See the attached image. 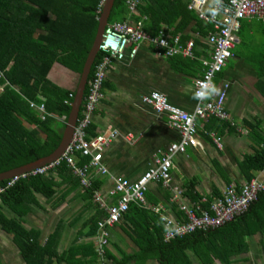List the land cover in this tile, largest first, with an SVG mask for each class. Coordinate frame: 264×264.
Here are the masks:
<instances>
[{
	"label": "trees",
	"instance_id": "16d2710c",
	"mask_svg": "<svg viewBox=\"0 0 264 264\" xmlns=\"http://www.w3.org/2000/svg\"><path fill=\"white\" fill-rule=\"evenodd\" d=\"M125 1L114 0L108 23L127 18L141 20L144 31L150 35L164 29L171 35L179 33L182 41L189 39L190 34L197 33L200 39L194 37L196 46H201L202 50L208 48L203 38L211 30V26L198 20L187 9L190 0H140L135 14H129ZM100 2L101 0H0V173L48 156L57 148L64 125L59 120L67 117L75 88H58L47 75L52 65L58 63L79 77L96 34L101 12ZM148 47L153 49L150 45ZM199 56L200 52L196 49L193 58L171 56L164 59L173 72L197 79L202 70ZM101 58L102 53L99 51L87 77L78 117L81 116L88 81ZM127 60L128 58L124 61ZM114 62L117 61L112 59L111 64ZM256 70L257 78L261 77L260 70ZM222 73L223 70L215 75L214 90ZM107 88L113 90L105 78L102 93ZM30 102L43 104L46 112L44 119L29 106ZM246 122L244 125L248 127L247 134L253 141V147L250 153H244L236 161V167L240 178L249 182L256 177L258 171L264 169V137L256 131L255 124ZM197 124L198 135L205 140L210 131L221 136L224 130L235 131L236 128L229 121L215 117H210L207 121L197 119ZM87 133L89 136L96 134L92 122ZM76 156L79 164L88 161V158ZM215 169L225 184L231 183L218 162H215ZM53 172L60 176V182L54 179ZM6 182L7 179L0 181V185H5ZM64 184L67 186L66 192L78 189L83 200L91 203L93 192L101 187L103 181L94 178L91 186L84 189L67 165L61 163L45 174L19 178L0 193V229L11 236L24 264H99L90 242H78L76 237L58 252L55 231L41 244L35 229H26L22 224L23 216L32 210V205L37 204L36 194L52 198ZM196 184L195 179L185 180L181 187L183 197L200 209H208L209 202L220 196L221 192L217 187L211 186L210 193L202 194L196 189ZM235 184L238 188L239 182L235 181ZM157 189L162 193L163 204L172 211L176 219L184 222L185 216L178 210L176 203L170 202V193L161 182L157 183ZM146 198L152 203L158 201L149 192H146ZM6 212L13 216H7ZM101 215L99 209L85 223L89 227L86 237L95 235L96 222ZM120 222L119 227L127 234L135 249L125 252L116 246L118 255L115 256L106 248L105 257L112 264H146L148 261H156L157 264H193V261L214 264V260L219 264H234L236 256L249 249L247 239L253 235L258 236L264 259V189L245 212L223 226L185 234L170 241L163 239L164 229L160 217L142 206L130 204ZM85 255L89 259L82 261L81 258Z\"/></svg>",
	"mask_w": 264,
	"mask_h": 264
},
{
	"label": "crops",
	"instance_id": "0c3cea01",
	"mask_svg": "<svg viewBox=\"0 0 264 264\" xmlns=\"http://www.w3.org/2000/svg\"><path fill=\"white\" fill-rule=\"evenodd\" d=\"M201 50L202 47L197 46V52H200L199 60L201 57H206L205 50ZM232 52L231 59L233 63L228 67V64H226L223 68L222 78L215 90L211 91V94L216 93L222 83L227 82L229 84L225 99V110L230 122L235 125L240 123L241 126L247 123L246 121L257 118L259 114L264 115V20H242L238 32V41ZM134 63L141 69L142 76H140L143 79L138 84L129 81V84L124 82V85H120L118 82L119 72L122 69L128 71L129 66ZM53 65L55 68L67 69L60 64L59 66L58 63ZM256 68L262 74L259 78H257ZM51 69L47 77L53 85L63 89H74L69 84L67 86L60 84L59 80L54 78ZM58 71L62 70L58 69ZM71 72L69 70V73ZM76 77H78L77 74L70 77V83L71 81L73 83ZM106 78L112 85L113 90L107 88L102 93L103 96L92 116V124L95 127V135L105 132L110 127L117 130V136L103 151L102 163L108 172L100 174L92 168L88 171V179L90 181L89 187L94 178L103 181L101 187L96 190L100 191L103 197L107 199L112 177L121 176L129 180L137 179L168 145L179 141L178 133L168 127L165 117L162 114H156L150 106L143 104L140 100L141 96L152 90H157L164 93L169 102L175 106L191 111L194 105L193 81L195 78L173 72L164 57L158 56L146 43L138 48L133 59L112 63L108 68ZM127 80H129V77ZM116 91H119V99L116 97L119 96ZM112 97L117 102H120L119 100L123 101L120 102L123 107L118 106L117 111H114L115 103L111 100ZM80 117H77L76 123ZM64 119V117H61L59 121L64 122L65 125ZM235 120H238V122ZM262 125V130H259V133L264 137V123ZM199 127L201 128L202 124ZM87 130V136L93 137L88 135ZM247 130V128H241V131L246 133L245 140L247 143L244 145L245 148L252 149L253 141L248 136ZM234 132L236 130H224L221 136L218 135L222 141V149L220 150L216 149L209 136L205 140L198 135L199 146L189 147L184 153L173 157L172 183L182 187L185 180L195 179L196 189L200 193H210L211 186L217 187L221 192L226 184L216 171L215 162L219 163L225 176L231 179L230 184H235V181H238L239 185L243 183L244 181L240 179L238 171L233 168V166H236V161L240 160L244 154L241 149L237 148V144L232 139ZM210 133L214 134L215 132L210 131ZM228 166L232 171L227 169ZM72 175L76 176L74 173ZM52 176L56 181H61L57 173L53 172ZM256 177L264 180V169L258 171ZM65 185L59 187L56 194L49 199L36 194L37 204L32 205V210L23 216V225L26 229H35L37 239L41 244H44L48 236L55 231L58 252H61L76 237L78 242H90L95 249V235L85 236V233L89 230L85 223H88L100 208L93 200L91 203L84 201L78 189L66 192L67 186ZM80 186L83 187L81 184ZM83 188L85 189V187ZM146 192L153 194L158 201L152 203L146 198L147 206H142L143 208L154 212L153 207L164 205L161 201L162 193L157 189V183H150ZM166 208L167 214L174 220H178L172 211L168 207ZM100 210L102 212L101 218L104 213L102 209ZM6 214L7 216H13L9 212H6ZM157 215L160 217L159 214ZM120 223L111 229L107 247L115 256L118 255L115 250L116 246H119L125 252H132L135 249L127 234L119 227ZM1 236L0 239H3ZM8 241L7 244L0 243V264H24L19 257L17 245L14 244L11 238ZM81 259L86 261L89 257L85 255ZM107 260L110 262L109 259ZM148 263L149 261L146 264ZM214 264H216V260H214Z\"/></svg>",
	"mask_w": 264,
	"mask_h": 264
},
{
	"label": "built area",
	"instance_id": "2783aa9c",
	"mask_svg": "<svg viewBox=\"0 0 264 264\" xmlns=\"http://www.w3.org/2000/svg\"><path fill=\"white\" fill-rule=\"evenodd\" d=\"M190 0L187 9L196 15L204 24H209L211 30L203 41L208 46L205 49L206 57H201V74L193 81L194 105L191 111L175 106L167 99L166 95L157 90H152L141 96V102L150 106L153 111L162 114L168 127L179 135V141L168 145L161 155L154 159L153 163L135 180L117 176L112 177L107 199L100 191L95 190L92 200L103 211V216L96 222L95 253L100 264H112L105 257V249L109 245L110 231L118 224L131 203L146 207V191L150 183L161 182L170 193V202L176 203L179 211L186 220H174L167 214L164 205L153 207L154 213L161 217L164 224V241H170L176 237L190 234L196 231H208L232 221L236 216L245 212L256 201L258 194L264 189V180L257 177L249 182L244 181L237 188L235 184H227L221 190V195L214 197L209 202L208 209H200L186 201L183 197V189L172 183L171 169L172 159L175 155L184 153L189 147L200 145L198 139L197 119L207 121L210 117L218 120L229 121L225 110V99L229 84L222 83L216 93L214 78L223 70L229 59L233 56V48L238 41V32L242 20H264V0ZM104 0L100 2L102 8ZM140 0H126L129 14L137 13L136 7ZM192 33L186 41L181 40V35H171L164 29L158 30L155 35H150L143 29L141 20L134 21L127 18L120 22L107 23L102 34L98 52L102 58L96 63L93 75L88 81V90L83 102L81 117L76 123L72 137L64 152L54 161L21 173L7 179L5 185H0V193L13 185L19 178L28 175L45 174L56 168L61 163L74 173L80 184L88 188L90 181L88 171L95 169L100 174L108 172L102 163L104 149L116 138L117 130L108 128L105 132L88 137L86 130L92 122L93 113L102 98V84L107 76L112 59L123 61L126 58L133 59L138 48L146 43L154 49L158 56L193 58L197 46ZM200 39V38H199ZM2 87L0 86V91ZM36 110L41 119L46 112L43 104L29 103ZM232 125H235L231 122ZM237 129V128H236ZM238 131L241 128L238 127ZM216 149H222L221 138L215 133H207ZM131 137V136H130ZM88 158V162L82 165L77 163V156Z\"/></svg>",
	"mask_w": 264,
	"mask_h": 264
},
{
	"label": "water",
	"instance_id": "95a60500",
	"mask_svg": "<svg viewBox=\"0 0 264 264\" xmlns=\"http://www.w3.org/2000/svg\"><path fill=\"white\" fill-rule=\"evenodd\" d=\"M114 0H104L100 15L98 17V25L96 34L92 43V46L85 59L82 71L78 77V81L75 87V93L70 105V110L65 118V125L61 134V139L57 148L48 156L37 159L36 161L27 163L25 165L10 169L0 173V181L11 178L12 176L31 171L35 168L41 167L57 159L65 150L70 142L73 134L74 126L78 117L79 109L83 100L84 90L87 83V77L89 75L91 66L98 52L99 43L104 32V28L108 23L110 11L112 9Z\"/></svg>",
	"mask_w": 264,
	"mask_h": 264
},
{
	"label": "rangeland",
	"instance_id": "374dc122",
	"mask_svg": "<svg viewBox=\"0 0 264 264\" xmlns=\"http://www.w3.org/2000/svg\"><path fill=\"white\" fill-rule=\"evenodd\" d=\"M231 63H233L232 59L229 61V63H227L228 64L227 67L230 66ZM129 68L130 69L128 71H126V69H122L119 72L118 82L120 83V85H124V82H128V84H129V81L138 84V83H140L141 79H143L141 77L142 76L141 69L137 66V64L134 63L133 65L129 66ZM58 69H61L62 71H58ZM51 70H52V74H54L53 75L54 78L59 80L58 82L60 84H63L64 86H67L69 84L70 87L75 88V86L77 84V81H78V77H76V79L73 81V83H72V81L70 83V77L74 76L75 73H72V72L69 73V70H67V69L55 68L54 65H53ZM128 77H129V80H127ZM117 88H118V86H117ZM116 92H118V95H119V91H116ZM116 97L119 99L120 95L116 96ZM111 100L114 101V103H115L114 104V109H113L114 111H117V107L118 106L123 107L122 104L120 103V102H123V101L119 100L120 102H117V101H115L116 99L113 98V97L111 98ZM259 120H260V122H258ZM250 121L253 124H255L256 131L259 132V130H262V126H263L262 124L264 123V115L259 114L257 116V118H252V119H250ZM236 122H238V120ZM261 122H262V124H261ZM63 126L64 125H62V128H64ZM235 126H236L237 129L235 128L236 132L233 133L234 136H233L232 139L237 144V148L238 149H241L244 153L245 152H249L252 149L245 148L246 146L244 145L245 143H247V141L245 140L246 139V137H245L246 133L238 131V127L247 128V129H248V127L246 125H241L240 126V123L236 124ZM247 132H248V130H247ZM261 137H263V136L261 135ZM233 168L235 169V171H237L236 166H233ZM227 169L228 170L230 169L232 171L230 166H228ZM238 175H239V173H238ZM206 186H207V184H206ZM209 187H210V185H209ZM209 191H210V189L208 190V192ZM22 224H23V218H22ZM0 236L3 238V239H0V243L1 242L5 243V244L9 243L8 240L11 238V236L9 234H6V232H4L3 230L0 229ZM247 241L249 242V249L247 250V252L236 256L237 258H235L236 260H235L234 264H264V259H263V254H262V251H261V246H260V244L258 242V236L257 235H253V236L249 237L247 239ZM0 253H1V247H0ZM218 263L219 262L216 261V264H218ZM148 264H157V262L156 261H153V262L149 261ZM193 264H199V263L193 261Z\"/></svg>",
	"mask_w": 264,
	"mask_h": 264
},
{
	"label": "clouds",
	"instance_id": "9594fccd",
	"mask_svg": "<svg viewBox=\"0 0 264 264\" xmlns=\"http://www.w3.org/2000/svg\"><path fill=\"white\" fill-rule=\"evenodd\" d=\"M229 122H230V120H229ZM231 123V122H230Z\"/></svg>",
	"mask_w": 264,
	"mask_h": 264
}]
</instances>
